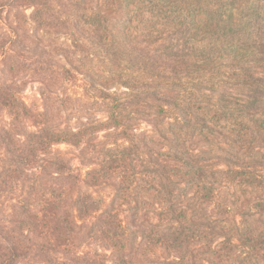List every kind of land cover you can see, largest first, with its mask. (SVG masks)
Wrapping results in <instances>:
<instances>
[{"label":"rangeland","instance_id":"1","mask_svg":"<svg viewBox=\"0 0 264 264\" xmlns=\"http://www.w3.org/2000/svg\"><path fill=\"white\" fill-rule=\"evenodd\" d=\"M256 20L257 28L234 26ZM187 45L191 51L184 53ZM155 51L174 59L221 54L213 72L202 77L181 74L180 86L159 89L162 94L180 92L177 98H182V88L219 87L223 89L217 99L238 93L243 88L232 85L242 73L227 68L232 59L242 60L248 72L264 75V0H0V227L42 208V192L56 187L59 160L85 174L110 150L132 146L135 136L151 133L154 125L144 115L156 113L163 96L152 91L148 102L145 93L150 109L122 93L137 94L124 83H134L135 77L153 79V68L143 63L151 60L146 53ZM194 81L197 86H189ZM191 97L187 103L199 99ZM139 118L143 120L135 121ZM42 130L50 142L57 132L86 134L80 146L52 142L37 164L26 166L31 151L25 148L38 140L31 135ZM84 190L104 208L114 197V186ZM129 218L123 215L132 239L124 253L134 262L138 228ZM106 247L97 240L93 222H82L71 253H54L51 262L29 256L16 264H113L108 257L115 254ZM0 254L9 255L1 236Z\"/></svg>","mask_w":264,"mask_h":264},{"label":"trees","instance_id":"2","mask_svg":"<svg viewBox=\"0 0 264 264\" xmlns=\"http://www.w3.org/2000/svg\"><path fill=\"white\" fill-rule=\"evenodd\" d=\"M248 25L257 28L260 23L242 21L234 26ZM190 51L187 45L183 52ZM146 55L151 60L143 64L153 68V79L135 77L134 83L124 82L137 94L122 96L134 97L138 107L150 109L144 94L148 102L152 91L163 96L158 99L161 105H155L157 112L144 115L154 125L151 133L135 136L132 146L110 150L85 174L67 169L59 160L56 187L42 192V208L0 227L9 252L0 254V264H16L29 256L51 262L54 253H71L79 224L90 221L97 240L115 254L108 257L113 264H264V75L248 72L242 60L232 59L227 68L242 73L232 86L243 90L217 99L222 87L216 91L182 88L185 96L177 98L180 92L166 95L159 89L178 88L181 74L202 77L213 72L221 54L192 59H174L157 51ZM194 85L195 81L189 86ZM194 95L198 101L187 103L185 99ZM45 131L31 135L38 140L25 148L31 151L26 166L37 164L38 155L52 142L80 146L86 134L85 130L57 132L50 142ZM217 149L222 153H215ZM220 164L224 168L219 169ZM70 179L72 183H67ZM104 185L114 186L113 200L106 208L84 190ZM124 214L138 228L134 262L124 253L132 242ZM158 251L162 255L155 257ZM234 254H239L237 259H232Z\"/></svg>","mask_w":264,"mask_h":264}]
</instances>
